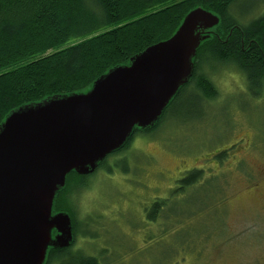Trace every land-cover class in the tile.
Instances as JSON below:
<instances>
[{"label": "trees", "instance_id": "trees-1", "mask_svg": "<svg viewBox=\"0 0 264 264\" xmlns=\"http://www.w3.org/2000/svg\"><path fill=\"white\" fill-rule=\"evenodd\" d=\"M240 1L0 0V125L19 107L55 95L87 91L111 68L128 64L134 55L172 36L184 16L196 7L219 16V23L209 30L210 36L197 48L192 75L178 88L161 116L147 129L134 128L124 145L107 155L97 167L112 171L113 167L121 166L125 158L110 163L107 158L128 149L134 137L154 135L168 118L175 119L185 110L181 122L196 121L193 116L200 114V107H206L205 103L217 98L218 92L204 68L234 66L245 75L249 88L262 89L264 9L258 17L243 22L232 15ZM217 151L211 158L221 166L227 152ZM97 169L87 175L73 171L67 174L64 188L55 197L53 211L70 215L74 240L68 247L50 249L45 264H99L96 256L72 249L76 236L73 194L76 189L87 186L85 178ZM203 171L193 168L184 172L168 197H157L145 210L149 222L170 219L168 223L176 227L168 232L169 240L163 229L155 236H147L151 241L158 237L156 244L166 245L161 255L159 251L158 264H177L179 258L184 257V250L210 234L205 223L200 224L196 232L194 225L180 227L185 216L196 217L201 212L206 215V209L212 208L215 201L189 202L190 192L201 187L205 189L203 196L222 191L213 181L214 177L206 178ZM191 205L194 208L191 209ZM185 206H189L188 210ZM165 224L162 221L161 225Z\"/></svg>", "mask_w": 264, "mask_h": 264}, {"label": "rangeland", "instance_id": "rangeland-1", "mask_svg": "<svg viewBox=\"0 0 264 264\" xmlns=\"http://www.w3.org/2000/svg\"><path fill=\"white\" fill-rule=\"evenodd\" d=\"M263 9L264 0H241L232 15L244 22ZM204 71L218 96L200 107L196 121L181 122L185 110L154 135L134 137L128 149L107 158H125L121 166L97 169L85 188L74 191V251L96 256L99 264H158L166 245L147 236L163 229L169 240L176 227L170 219L149 222L145 210L157 197H168L184 172L202 168L222 191L190 192L189 202L215 201L206 215L185 216L180 227L194 225L196 232L205 223L210 234L183 249L177 264H264V85L249 88L234 66ZM221 149L227 158L220 166L211 155Z\"/></svg>", "mask_w": 264, "mask_h": 264}, {"label": "water", "instance_id": "water-1", "mask_svg": "<svg viewBox=\"0 0 264 264\" xmlns=\"http://www.w3.org/2000/svg\"><path fill=\"white\" fill-rule=\"evenodd\" d=\"M219 16L196 7L168 39L99 76L80 93L11 111L0 125V264H45L73 243L71 217L53 211L71 171L92 173L133 129L161 116L193 71Z\"/></svg>", "mask_w": 264, "mask_h": 264}, {"label": "flooded vegetation", "instance_id": "flooded-vegetation-1", "mask_svg": "<svg viewBox=\"0 0 264 264\" xmlns=\"http://www.w3.org/2000/svg\"><path fill=\"white\" fill-rule=\"evenodd\" d=\"M239 150H240V149H239ZM105 158H106V157H105ZM105 158H104V159H105ZM104 159H103V160H104ZM244 163H245V162H244ZM96 169H97V168H96ZM89 174H90V173H89Z\"/></svg>", "mask_w": 264, "mask_h": 264}]
</instances>
